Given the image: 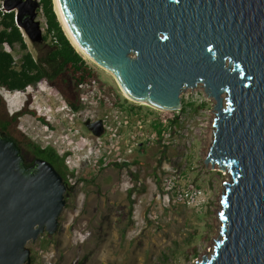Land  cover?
Returning a JSON list of instances; mask_svg holds the SVG:
<instances>
[{
  "label": "water",
  "instance_id": "1",
  "mask_svg": "<svg viewBox=\"0 0 264 264\" xmlns=\"http://www.w3.org/2000/svg\"><path fill=\"white\" fill-rule=\"evenodd\" d=\"M8 1L5 10L15 9L18 25L38 40V4ZM58 1L82 49L134 102L181 110L182 92L199 83L215 99L205 162L231 179L223 182L216 247L195 264H264V0ZM67 188L51 162L27 164L0 128V264L31 262L27 244L56 233Z\"/></svg>",
  "mask_w": 264,
  "mask_h": 264
},
{
  "label": "rangeland",
  "instance_id": "2",
  "mask_svg": "<svg viewBox=\"0 0 264 264\" xmlns=\"http://www.w3.org/2000/svg\"><path fill=\"white\" fill-rule=\"evenodd\" d=\"M15 3L8 1V5ZM28 3V10L38 4L41 35L31 41L22 31L28 50L37 55L39 48L48 49L52 39L44 37L47 26L40 0ZM6 49L18 61L26 52L19 44L13 49L6 45ZM84 57L95 65L105 85L129 99L126 105L141 104L130 100L107 70ZM42 86L54 99L55 89ZM1 92L11 111L21 107L23 92L3 88ZM181 96L183 108L177 111L142 104L138 117L151 120L143 128L136 117L119 110L116 101L114 105L101 103L97 96L78 113L48 101L49 115L55 119L49 140L57 141L61 153L74 151L70 168L79 172L74 190L66 196L56 233L45 232L27 244L36 261L42 259L40 249L53 255L54 264H195L213 252L220 236L223 182L231 179V173L205 162L214 139L215 99L207 95L202 83L186 88ZM90 115L107 120L108 134L100 139L88 134L83 121ZM173 118L176 122L171 125ZM28 119L30 126L27 120L23 124L32 137L39 141V136L47 135L41 124ZM158 119H167L168 130L162 138L153 126ZM144 138L147 145H135L128 151L134 141L141 143ZM101 159L106 162L103 166Z\"/></svg>",
  "mask_w": 264,
  "mask_h": 264
},
{
  "label": "trees",
  "instance_id": "3",
  "mask_svg": "<svg viewBox=\"0 0 264 264\" xmlns=\"http://www.w3.org/2000/svg\"><path fill=\"white\" fill-rule=\"evenodd\" d=\"M40 9L46 18L47 35L44 37L45 39L51 37L52 40L48 49L41 50L39 48L37 55H34L32 51L28 50L23 31L17 23V11L15 9L7 11L3 3L0 4V88L24 91L31 83L46 79L56 80L63 90L69 108L74 112L83 111L85 102L81 86L95 82L102 92L105 84L99 80L100 74L95 65L89 63L72 44L58 18L54 0H40ZM16 44L26 51L19 61L12 51L6 49V45L13 49ZM115 101L119 103L117 105L119 110H128L127 112L136 118L144 106L132 103L128 104L126 109V103L130 101L122 94L119 95L118 100L115 98ZM28 104L29 101L23 109L10 113L7 109V101L0 91V128L13 136L20 145H25L27 149L34 148L38 156L45 157L55 164L68 186L67 196L74 190V186L68 184V174L71 168L65 162V156L57 149L42 148L19 127V117L22 114L29 113L40 118L35 110L29 108ZM175 122L176 120L173 118L170 119L169 124L172 125ZM153 126L158 138H162L168 130L167 125L159 119ZM143 145L146 144L143 143ZM99 162L101 166L106 164L104 159ZM113 164L118 167L123 166V163L120 162ZM35 260L36 257L33 255L28 264H34Z\"/></svg>",
  "mask_w": 264,
  "mask_h": 264
},
{
  "label": "flooded vegetation",
  "instance_id": "4",
  "mask_svg": "<svg viewBox=\"0 0 264 264\" xmlns=\"http://www.w3.org/2000/svg\"><path fill=\"white\" fill-rule=\"evenodd\" d=\"M99 80L101 82H103L100 79V77H99ZM42 84H45L47 87L48 86L49 87H53L55 89L56 93L54 94V99H51V96L48 93V95L45 96L44 100H40L39 101V95L38 94L40 92V88L43 87ZM1 88L5 89V90H7L9 92L19 91V90H9V89H7L5 87H1ZM1 88H0V91H1ZM20 92H23L25 94L21 107L19 109L15 110V111H11L9 109V107H8V104H7L8 111L10 113H14L16 111H19V110L23 109L25 107V105L27 104V102L29 101V104H28L29 108L35 110L37 112V115L40 116V118H38L37 116H34L32 114H29V113L22 114L19 117V119H20V123H19L20 129H22L25 133H27L28 135H30L32 137V135L28 133V129L29 128H25L24 124H23V121L27 120L28 121L27 123L30 126L31 122H30V120L28 118H31L33 121L41 124L42 126L46 124L47 126H49V127H51L52 129L55 130V128H54V120H52V118L49 115V111H51V110L47 106V104H49L48 101L49 100L50 101H54L53 103L55 104V107H57L58 105L60 107V104H63V106H67L68 105V102L66 101V98L64 96L63 90L59 86L58 82L56 80H52V79H46V80L37 81L36 83L29 84L27 86L26 90L20 91ZM117 92H118V90L113 89L109 85H104V88H103L102 92H100L99 93L100 95H98L99 101L101 103H105L106 101H108V103H111V104L114 105L115 104V98H117V100L119 99V94ZM35 98H37V99H35ZM90 104H92V100L91 99L85 104V107H86V105L90 106ZM64 108L65 107H63V109ZM43 110H45V111H43ZM125 111L127 112L128 110H125ZM58 112L59 111H55V114L58 115ZM96 122H98V123H96ZM84 127H86L90 131V133H88V134L89 135H93V136H96L94 134V130L95 129L102 128L105 131L104 134L105 133L108 134V129H109L108 126H107V120L104 117H101V116L93 117L91 115L86 117L85 120L83 121V128ZM32 138L38 144L41 145V143L37 139H35L34 137H32ZM20 147L22 149V153L24 155V158H25L27 164L32 165L35 162L36 159L42 158V159H45V160L51 162L55 166V164L51 160H49V159H47L45 157H42V156H38L35 153L34 148H28L27 149L25 145H20ZM41 147H42V145H41ZM48 147L56 149L53 146H46V147H42V148H48ZM62 155L65 156V162L66 163H67V157L68 156L75 157V153L72 150H68V151L62 153ZM56 169L61 173V171L57 167H56Z\"/></svg>",
  "mask_w": 264,
  "mask_h": 264
},
{
  "label": "built area",
  "instance_id": "5",
  "mask_svg": "<svg viewBox=\"0 0 264 264\" xmlns=\"http://www.w3.org/2000/svg\"><path fill=\"white\" fill-rule=\"evenodd\" d=\"M82 88V91L84 92V95H83V101L85 102V104L91 99V98H96L99 93H100V90L97 86V84L95 82L91 83V84H86V85H82L81 86ZM37 99V98H35ZM66 108H68L70 111H72L68 105L67 106H64ZM74 112V111H72ZM79 111H76V113H78ZM51 120V119H50ZM52 120H55V119H52ZM164 124H167V119H162L161 120ZM146 122L147 123H150L151 120L150 119H145L143 117H138L137 118V125L140 127V128H143L145 125H146ZM43 127L46 129V132H47V135L45 136H39V142L41 143L42 147H46V146H53L56 148V144H57V141L56 140H49V138L51 137L50 135L54 132V129H52L51 127L47 126L46 124L43 125ZM50 136V137H49ZM97 138H102V136L98 137ZM147 141L148 139L147 138H144V141H142L141 143H137V142H133L131 145L130 143H128L127 145H130V148L128 149V151H132V148L135 146V145H142L143 143H145L147 145ZM60 152V151H59ZM61 153V152H60ZM62 154V153H61ZM73 157L71 156H68L67 157V164L69 166H71V162H74V160L72 159ZM106 159V158H105ZM79 170L78 169H71L70 173L68 174V184L71 185V186H74L77 182V174H78ZM186 195H190L189 192L186 193ZM40 254H41V257L42 259L40 261H36L34 262V264H54L53 262V255L51 254L50 256L48 255V252L47 251H44V249H40Z\"/></svg>",
  "mask_w": 264,
  "mask_h": 264
},
{
  "label": "bare ground",
  "instance_id": "6",
  "mask_svg": "<svg viewBox=\"0 0 264 264\" xmlns=\"http://www.w3.org/2000/svg\"><path fill=\"white\" fill-rule=\"evenodd\" d=\"M54 4H55V9L57 11V14L59 16V19L61 20V22L63 23V26L65 28V31H66V34L68 35L69 39L71 40L72 44L80 51L82 52L84 55H86L89 59H91V57L82 49V47L79 45V43L77 42V40L75 39V37L72 35L65 19H64V16L62 14V11H61V7H60V4H59V1L58 0H54ZM93 61V59H91ZM204 86V85H203ZM127 96V95H126ZM128 97V96H127ZM129 98V97H128ZM131 100V98H130ZM145 104V103H143ZM167 112V111H166ZM217 166V165H216ZM230 171L228 169H225V174H229ZM222 201V200H221ZM222 208L219 209V212L221 211Z\"/></svg>",
  "mask_w": 264,
  "mask_h": 264
},
{
  "label": "clouds",
  "instance_id": "7",
  "mask_svg": "<svg viewBox=\"0 0 264 264\" xmlns=\"http://www.w3.org/2000/svg\"><path fill=\"white\" fill-rule=\"evenodd\" d=\"M39 101L40 100H44L45 99V96H47L48 95V92L44 89V90H42V89H40V92H39Z\"/></svg>",
  "mask_w": 264,
  "mask_h": 264
}]
</instances>
